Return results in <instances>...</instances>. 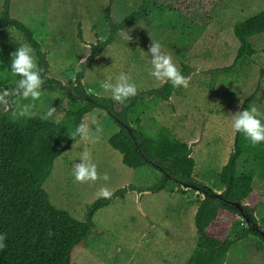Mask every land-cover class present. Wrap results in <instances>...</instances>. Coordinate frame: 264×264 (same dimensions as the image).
I'll use <instances>...</instances> for the list:
<instances>
[{"label": "rangeland", "instance_id": "1", "mask_svg": "<svg viewBox=\"0 0 264 264\" xmlns=\"http://www.w3.org/2000/svg\"><path fill=\"white\" fill-rule=\"evenodd\" d=\"M3 2L0 0V15ZM171 2L174 0L157 1L160 6ZM185 3L191 9L184 14L152 6L149 24L139 20L120 31L91 65L81 62L90 56L92 45L109 35L106 9L110 8L114 23H120L139 8L142 0H13L10 15L30 28L40 43L49 64L48 78L62 85L76 84L79 67L84 64L81 83L87 92L111 99L116 111L122 103L103 94L100 85L105 79L115 82L125 74L140 92L162 86L147 71L152 40L161 45L179 72L183 64L189 65L187 86H176L170 100L143 111L140 123L131 125L150 136H155L161 127L168 128L192 148L194 180L223 191L219 175L234 149L237 134L231 126L232 119L252 95L248 108L255 107L258 118L264 122V34L252 38L256 54L237 69L216 71V68L233 61L236 46L231 42L232 27L264 10V0H185ZM208 15L213 20L209 28ZM78 24L82 40L77 36ZM127 31L132 39L126 43L123 36ZM16 41L28 44L17 30H1L0 52L3 44L17 47ZM34 57L39 70L35 54ZM9 68L10 63L5 67L0 61L2 91L15 83V74ZM54 87L55 90L41 89L37 100L14 97L0 108L25 105L29 117L41 119L49 108H54L48 119L69 129L70 113L78 102L70 100L72 92L66 87L65 91ZM93 117L101 126L99 133L92 124ZM83 123L88 125L92 139H80L59 157L43 185L52 204L86 221L89 206L102 198L98 195L101 189L111 194L126 187L129 191L96 212L94 235L86 246L76 250L73 264H186L197 244L194 216L201 195L180 192L181 186L174 183H167L161 192H149L151 186L162 180V175L151 166L134 170L123 164L122 155L109 144L110 137L119 131L115 120L97 107L84 117ZM85 155L96 166V181L74 179V163ZM238 171L253 175V187L264 197V159L244 153ZM105 175L107 180L103 179ZM253 216L264 228V207ZM235 219L240 227L230 238L246 226L242 217ZM261 239L252 234L234 244L225 264H264Z\"/></svg>", "mask_w": 264, "mask_h": 264}, {"label": "trees", "instance_id": "2", "mask_svg": "<svg viewBox=\"0 0 264 264\" xmlns=\"http://www.w3.org/2000/svg\"><path fill=\"white\" fill-rule=\"evenodd\" d=\"M12 1L3 2L0 32L13 28L33 48L38 59V71L44 83H49L42 89L55 90L56 85L58 89L65 91L60 81L48 78L49 64L32 30L11 17ZM157 1L142 0L139 8L120 23H114L108 7L105 19L109 26V35L104 41L91 46L90 56L85 63L91 65L95 56L100 55L120 31L133 23L144 20L149 24V9L152 6L165 7L183 14L191 9L185 0H174L166 6H160ZM208 19L209 28L213 20L210 15ZM261 34H264V10L236 23L232 27L231 36V42L236 46L233 61L216 68V71L237 69L244 60L255 55L252 38ZM77 36L82 40L79 24ZM15 49L16 46L3 44L0 61L2 60L5 67L9 65L10 53ZM189 68V65L183 64L180 73L186 77ZM85 69V65L81 64L76 80V90L81 96L88 93L81 83ZM18 79L15 75V83L6 86L5 90L14 87ZM175 87L166 82L156 89L137 91L134 97H129L122 103L119 111L115 110L113 101L108 98L91 94L96 104H89L80 98L71 97L72 102L78 103L70 113L69 129L53 120L34 116L14 121L8 115L14 109L0 108V232L6 234V247L0 251V264H73L76 250L86 246L89 237L94 235L93 217L96 212L109 206L117 198H123L129 191L126 187L112 193L109 198L97 199L89 206L86 221H80L53 205L43 187L52 173L54 162L81 139L79 136L71 138V132L97 107L107 108L118 119L115 123L118 124L119 131L110 137L109 144L122 155L123 164L134 170L151 166L162 175V180L151 186L149 192H161L167 183L180 186L182 182L195 181V160L191 156L192 148L186 142L177 138L166 127H161L155 136H150L137 127H134L131 134L125 126L133 122L140 123V114L143 111L170 100ZM253 97L254 95L245 100L241 110L249 107ZM13 98L8 99L10 101ZM244 153L264 159V142L253 145L243 133L237 132L234 149L219 175L223 186L221 196L207 197L198 202L194 216L197 244L186 264H225L232 246L253 234L244 226L240 233L230 238V234L237 232L240 227L235 219L237 216H252L257 222L253 214L260 207H264V197L253 187V175L238 171V162ZM179 190L184 192L181 187ZM235 203L240 204L241 208H237Z\"/></svg>", "mask_w": 264, "mask_h": 264}, {"label": "clouds", "instance_id": "3", "mask_svg": "<svg viewBox=\"0 0 264 264\" xmlns=\"http://www.w3.org/2000/svg\"><path fill=\"white\" fill-rule=\"evenodd\" d=\"M123 39L126 43L132 39L128 31L123 36ZM16 42L18 46L10 53L9 69L19 77V79L10 90L0 92V103H3L5 106L9 104V97H18L25 100L31 98L33 101L39 99L41 95L40 89L44 83L40 72L37 70L33 48L28 44ZM148 51L152 54L148 61L149 66L147 67L150 77H153L162 85L167 82L174 86H187V80L177 70L171 57L162 51L159 43L152 40ZM83 60H86V58ZM100 87L103 90V94L110 95L114 101L121 103L125 102L127 98L134 97L137 94L136 85L131 83L130 78L125 74H121L115 82H113L111 78L105 79ZM20 89L23 91H19ZM54 111V108H49L42 118L48 119L52 117ZM238 113L239 114L235 115L232 119V128L236 132L243 133L253 145L264 142V122L258 118L259 113L257 109L255 107L246 108L238 111ZM8 115L9 118L14 121L20 120L21 118L28 117L29 109L25 105L17 106L14 110H11ZM92 124L96 125L97 133L102 130L95 117L92 119ZM77 136L81 139H92L87 124H79L70 134V137L73 139ZM73 175L75 181L78 182L96 181L98 178L96 166L89 162L87 155L80 159L79 163H74ZM103 179L107 180V175H105ZM98 195L103 198H109L111 193L107 189H101ZM5 236V233L0 232V251L6 247L4 243Z\"/></svg>", "mask_w": 264, "mask_h": 264}, {"label": "water", "instance_id": "4", "mask_svg": "<svg viewBox=\"0 0 264 264\" xmlns=\"http://www.w3.org/2000/svg\"><path fill=\"white\" fill-rule=\"evenodd\" d=\"M99 55H96L95 58H97ZM89 57V56H88ZM88 57H86V60H82L81 63H85L88 59ZM85 59V58H84ZM86 67V66H85ZM45 85H49V83L47 81H45V83L42 84L41 89L45 86ZM56 86V85H55ZM78 84H69V85H62V87H66L67 90L71 91L72 94H70V96L72 98H80L82 100H84V102L89 103V104H96L95 101L92 98V95L90 93H86L85 96H81L76 88H77ZM23 91V90H22ZM21 91V92H22ZM0 105H4L3 103H0ZM105 110V112L107 113L108 116H110L111 118H113L114 120H118L117 118H115L111 112L107 109V108H103ZM126 128L128 129V131L132 134V131L135 129L133 125H126ZM133 139L135 140V138L133 137ZM181 188L184 191H192L195 192L197 194H200L202 199H206L207 197L210 198H214L216 196H221L223 191H217L213 186L211 185H205L202 184L200 182L197 181H193V182H182L180 183ZM237 208H241V205L238 203L234 204ZM243 218V220L245 221L246 224V228L253 233L254 235L264 239V228L259 226L257 222H255L252 219V216H247V215H242L241 216Z\"/></svg>", "mask_w": 264, "mask_h": 264}]
</instances>
